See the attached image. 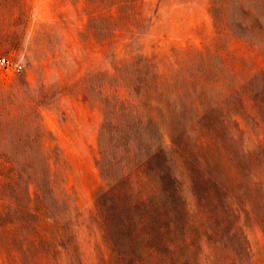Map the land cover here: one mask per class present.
<instances>
[{"label": "rangeland", "instance_id": "374dc122", "mask_svg": "<svg viewBox=\"0 0 264 264\" xmlns=\"http://www.w3.org/2000/svg\"><path fill=\"white\" fill-rule=\"evenodd\" d=\"M87 5L0 0V54L24 63L21 71L0 67L1 148H27L16 138L35 132L42 120L67 162L85 263L97 264L90 217L102 183L97 160L105 108L99 85L115 74L113 51L119 58L177 59V67L194 73L190 90L182 87L177 99L188 128L179 134L185 148L169 163L180 229H191L200 206L219 217L237 208L231 213L244 230L241 262L264 264V1L141 0L142 27L117 31L114 47L87 31ZM242 18L252 29L240 38L227 22L238 25ZM202 71L208 80L200 79ZM155 179L149 180L151 190ZM156 193L165 199L161 186ZM237 244L231 241L232 248Z\"/></svg>", "mask_w": 264, "mask_h": 264}, {"label": "trees", "instance_id": "16d2710c", "mask_svg": "<svg viewBox=\"0 0 264 264\" xmlns=\"http://www.w3.org/2000/svg\"><path fill=\"white\" fill-rule=\"evenodd\" d=\"M140 1L87 0V31L114 47L117 31L142 27ZM238 22L227 26L237 37H248L252 26L243 18ZM113 53L115 74L99 85L105 108L97 160L102 183L90 217L97 264H243L244 230L231 213L237 208L219 217L200 206L191 229H180L169 163L185 148L179 134L188 128L177 99L182 87L190 90L194 73L177 67V59ZM198 76L208 80L203 71ZM15 141L29 146H0V264H86L75 192L56 137L40 120L35 132ZM160 186L164 200L157 198ZM231 241L239 243L236 249Z\"/></svg>", "mask_w": 264, "mask_h": 264}, {"label": "built area", "instance_id": "2783aa9c", "mask_svg": "<svg viewBox=\"0 0 264 264\" xmlns=\"http://www.w3.org/2000/svg\"><path fill=\"white\" fill-rule=\"evenodd\" d=\"M0 67L8 72L21 71L24 63L21 60H14L8 55L0 54Z\"/></svg>", "mask_w": 264, "mask_h": 264}]
</instances>
